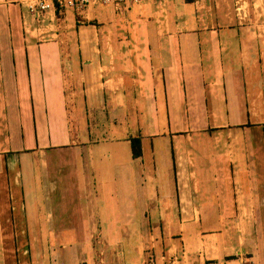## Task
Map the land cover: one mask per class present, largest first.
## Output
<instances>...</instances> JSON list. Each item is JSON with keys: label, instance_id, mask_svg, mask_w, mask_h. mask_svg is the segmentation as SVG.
Wrapping results in <instances>:
<instances>
[{"label": "crops", "instance_id": "0c3cea01", "mask_svg": "<svg viewBox=\"0 0 264 264\" xmlns=\"http://www.w3.org/2000/svg\"><path fill=\"white\" fill-rule=\"evenodd\" d=\"M35 1L0 0V264H140L134 239L158 202L174 234L162 256L241 264L246 249L220 219L244 217L256 228L249 259L264 264V24L239 26L232 0H167L107 7L82 36L69 8L35 17ZM106 16L127 28L116 49L97 45ZM108 106L116 136L101 138ZM134 135L160 139L157 162L132 158ZM201 137L206 165L193 156ZM203 179L212 201L199 199Z\"/></svg>", "mask_w": 264, "mask_h": 264}, {"label": "rangeland", "instance_id": "374dc122", "mask_svg": "<svg viewBox=\"0 0 264 264\" xmlns=\"http://www.w3.org/2000/svg\"><path fill=\"white\" fill-rule=\"evenodd\" d=\"M93 8H94V13H95L97 18L94 17L91 19L89 17H92V16L89 15V17H88L89 19H88V18H86V16L82 17L79 15L73 14L72 22H74L75 25H80L79 28H81L80 31H81L82 36L86 35V31L83 30L84 29L83 26H86V24L98 25L97 21H99V20H97V19L103 18V16H105L106 14L107 15L109 14V9L106 6H103L101 4L94 5ZM232 8H233V4H232ZM115 14H116V12H115ZM102 20H103V22L101 21L99 23L100 25H102V28L99 32L100 33L99 34L100 39H99V42L97 43V45L100 46V48L103 50L108 49V48L116 49V32H118L119 34H121V33L125 34V32L127 33V28L120 26L118 24L117 31H116V18H115V20H110L108 18V16H106ZM42 23L44 25H48L50 22H48L46 19H44L43 22H39V25ZM263 24H264V18L258 19L257 17L256 18L254 17V18H250L248 23L238 24V25L241 27H246V28H251V27L253 28V25H255V28H256V27L262 26ZM258 31H259V29L256 28L254 32L257 34ZM49 33L50 32H44L40 36L47 35ZM73 45H74L73 47H75V48L77 47L76 42H74ZM60 47L64 48V43H62V44L60 43ZM112 112H113L112 107L108 106L104 112V115H105L104 119H100V118L97 119V121H99L98 125H100V129H97V131L94 130L93 131L94 134H97V135L101 134L100 135L101 138L102 137L116 136V124L113 123V120H112L113 119V113ZM128 116H129V119H128L129 131H130V133H132V131H133L132 127H134L135 123L131 122L132 117L130 116V114ZM79 117H80V120L82 121L83 120V114L81 112L79 113ZM79 125L81 126L83 124L79 123ZM134 136H136V135H134ZM201 138L203 139L202 142L198 143L197 145H194V150L197 153H193V156L195 158V161L206 165L205 163L208 164V163L212 162L211 154L206 153V152H210V149L212 148V146L210 145L211 143H210V140L208 139V137H205V138L201 137ZM157 139L156 140L153 138H151L150 140L144 139L142 142L141 159H142V162L146 165L151 164L154 159H155V162H157V160L160 159V150H159L160 144L158 142L160 139L159 138H157ZM165 139H167V135H166ZM107 141H109L111 143L110 145H116V143L114 141H111V140H107ZM161 142H163L162 139H161ZM99 143H100L99 146L105 145V143H102V142H99ZM89 144L90 143H88V145ZM108 144L109 143H107L106 145H108ZM166 146H167V144H166ZM168 146H170V145L168 144ZM152 148L154 150L153 153H152ZM168 151H169V147H168ZM216 160L217 161H223V159L220 160V157H217ZM204 180L205 179L201 180L200 182L203 183ZM206 184L207 183H203L202 185H199L200 190L201 189L205 190V195L201 191L198 193L200 201H203V198H205V197L209 198L210 200L213 198L212 194L209 195L208 190L210 187L207 186ZM136 202H138V200ZM153 206H155V207H153L154 208L153 214H155V215L152 214L151 210L148 212L149 214L151 213L152 216L149 217L148 219L144 218L142 220V221H145L147 219V222H146L147 228H145V226H143L141 228V230L144 232L136 235L135 239H134L136 244H139L141 246V252H142V258L141 259H144L143 261H147L149 254H153L154 257H156V256L159 257L161 254H164L163 252L167 251V249L170 248V245H167L168 244L167 242L168 241H174V239H173L174 234L170 231V228H168V229L166 228L167 230H165V228H164L165 227L164 226L165 221L162 218L156 216V214H159L162 210L161 202L156 203V205L153 204ZM71 208H73V210L79 209L77 206V202H75V203L71 202L67 205V209H71ZM206 216H207V214H206ZM200 220L204 221V223H207L210 226H214V223L217 221V219H214L211 217H206V218L202 217V219H200ZM221 220H222L223 224L227 223V226H228L227 229H228L229 235L231 237L229 239L231 242L230 244H232L235 248L239 247V245H243L244 248L246 249L242 255L240 254L243 257L241 263L243 261H249L250 260L249 258L254 255L251 252L252 251L251 245L255 241V231H256V228L254 226L252 227V224H251L252 221L250 219L244 218V217L220 219V221ZM167 222H168L169 227H170L172 224L171 219H169V221H167ZM228 222H229V224H228ZM143 223H145V222H143ZM151 226H154L153 230L151 229ZM138 229H140L139 224H138ZM130 237L132 238L133 235H130ZM241 237H245V240L244 239L241 240ZM126 238H128V235H126V234L121 235V236L116 235V243L118 242L119 245H121L123 248H126V247H128L127 246L128 239H126ZM105 241L108 244L109 241H113V240H111V238H109V236H106ZM130 241H132V239H130ZM239 241H242V242H239ZM240 243H242V244H240ZM108 245H111V244H108ZM119 251L120 250L116 251V249H115L113 251L114 256H116V253ZM181 251L182 250H180V251L177 250L178 256H180ZM98 252H101V253H99V256H105V255L108 256V254L111 255L112 251H111V249H102V250H98ZM126 253H127V251H123V255L119 254L118 256L125 257ZM236 257H237V255L234 257L228 256V257L224 258V261L226 262V264H240V262H238L237 260H232V258L234 259ZM97 259H98V257L96 258V260ZM99 262H100L99 264H105V261H99ZM138 264H139V262H138Z\"/></svg>", "mask_w": 264, "mask_h": 264}, {"label": "built area", "instance_id": "2783aa9c", "mask_svg": "<svg viewBox=\"0 0 264 264\" xmlns=\"http://www.w3.org/2000/svg\"><path fill=\"white\" fill-rule=\"evenodd\" d=\"M167 0H36L31 5H28L29 10L39 17L44 11L49 9L69 8L75 15L86 16L88 9L93 8L94 5L101 4L103 6L113 9L115 12L130 6H139L144 3H163ZM193 2H200L204 0H192ZM233 15L238 24L248 23L250 18H264V0H232ZM185 256L181 252L180 256L171 255L168 257L160 256L159 260L149 254L147 261L140 260V264H189L184 259ZM200 264H224L219 261H207ZM241 264H253L252 261H243Z\"/></svg>", "mask_w": 264, "mask_h": 264}, {"label": "trees", "instance_id": "16d2710c", "mask_svg": "<svg viewBox=\"0 0 264 264\" xmlns=\"http://www.w3.org/2000/svg\"><path fill=\"white\" fill-rule=\"evenodd\" d=\"M130 153L132 158H138L141 156V146H140L139 136L130 138Z\"/></svg>", "mask_w": 264, "mask_h": 264}]
</instances>
